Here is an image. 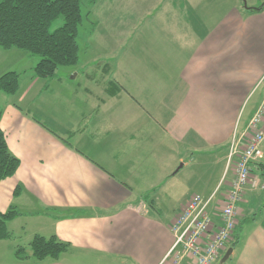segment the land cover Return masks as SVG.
<instances>
[{
  "label": "crops",
  "instance_id": "crops-1",
  "mask_svg": "<svg viewBox=\"0 0 264 264\" xmlns=\"http://www.w3.org/2000/svg\"><path fill=\"white\" fill-rule=\"evenodd\" d=\"M236 1L223 14L209 5L202 13L199 3L169 6L166 31H134L127 43L135 50L115 57L112 66L99 69L90 60L58 70L51 81L33 76L38 61L28 54L0 48V77L22 74L15 95L0 92V128L20 162L0 183V213H18L7 223L11 238L0 242L16 245L13 256L36 235L68 245L57 260L38 261L30 252L6 264H160L173 245L171 225L194 195L217 192L210 215L219 224L215 209L233 170L223 189L182 174L204 164L205 153L228 158L245 102L252 100L240 133L264 103V3L241 9ZM106 36L92 32L88 50L108 48ZM79 78L100 80L96 88L103 92L73 87ZM113 86L116 95H110ZM258 128L264 133V115ZM262 153L256 177L264 185ZM253 193L239 205L238 224L250 219L244 215L254 209ZM248 227L235 231L216 264L228 249L223 264H264V218Z\"/></svg>",
  "mask_w": 264,
  "mask_h": 264
},
{
  "label": "trees",
  "instance_id": "trees-1",
  "mask_svg": "<svg viewBox=\"0 0 264 264\" xmlns=\"http://www.w3.org/2000/svg\"><path fill=\"white\" fill-rule=\"evenodd\" d=\"M94 3L95 0H88L89 5ZM81 7V0H0V48L5 51L16 49L37 57L38 62L32 70L33 76L46 81L55 79L60 68L78 64L77 37L79 26L83 22ZM58 20H61L62 24L52 29V25ZM21 77L22 74L15 72L3 74L0 77V92L6 96L15 95ZM113 91H110V95H116L118 89L113 86ZM35 121L58 137L54 130L38 119ZM64 143L68 144L65 141ZM19 165V160L10 153L0 128V183L14 176ZM16 216L18 213L13 209L5 214L0 213V241L11 238L7 223ZM255 219L241 221L237 226L236 235L240 234L244 223L253 222ZM29 247L30 256L38 261L46 258L57 260L68 250V245L61 243L54 236L44 238L36 235ZM28 257L29 254L23 247L15 249L16 260L23 261Z\"/></svg>",
  "mask_w": 264,
  "mask_h": 264
},
{
  "label": "rangeland",
  "instance_id": "rangeland-1",
  "mask_svg": "<svg viewBox=\"0 0 264 264\" xmlns=\"http://www.w3.org/2000/svg\"><path fill=\"white\" fill-rule=\"evenodd\" d=\"M236 1V0H235ZM234 0H95L93 5L88 4V0H81L82 4V15L83 22L79 26L77 43L79 46V61L78 64L82 66L85 62H89L90 60H97V66L99 69L103 68V64L108 63L110 66L115 62L114 58L118 55H121L124 51H134L131 48L128 42V38L134 33V31H166L167 27V14L168 7H179L178 3L185 2L187 5H194L199 3V10L203 13L205 12L204 8L208 5L210 8H213L214 13L223 14L227 9L230 8L231 4L233 5ZM258 6H262L264 0H257ZM175 3L174 5L172 3ZM252 2L254 0H237L236 5L241 9H245L248 6H253ZM207 12V11H206ZM62 24L61 20L56 21L52 25V29L59 27ZM98 24V25H97ZM97 25V26H96ZM95 31V34H103L107 35L109 38L110 46L108 48L94 47L91 51L88 50L87 43L90 38L92 32ZM120 50L122 52L120 53ZM20 53H25L20 51ZM31 59H35L38 61V58L35 56H29ZM78 64L74 67H77ZM74 67H63L59 69V73L65 72L68 69H72ZM97 70V69H95ZM73 73L69 76V79H73ZM110 76V73H109ZM96 82H100V80L95 79L84 80V78L75 79L73 81V87H79L80 91L87 88L91 90L94 95H100L103 92V89H97ZM104 83V82H103ZM104 85V84H103ZM99 88V86H98ZM48 99L50 103L55 101V94L49 96ZM104 97V96H103ZM252 100H247L239 114L236 129L234 131V136L239 133V127L241 122L245 118V108L247 109L249 103ZM73 111L77 110L78 107L75 105L72 107ZM76 112V111H74ZM53 114V112H50ZM264 115V108L262 117ZM51 118V117H50ZM54 119L58 118L57 115L54 114ZM53 124V123H51ZM264 143V142H263ZM240 147V146H239ZM229 150V149H227ZM262 151L264 152V144H262ZM220 153V152H219ZM219 153H205L203 156L205 158L204 164L196 163L192 169L184 170L182 174L183 179L190 178L191 176L195 177H203V183L205 186H215L219 184L221 188H224V181L228 178V173L231 172L233 168V164L229 166L228 158L224 155V160L222 157V152ZM188 156L190 159L192 156ZM197 154H195L196 156ZM186 158V159H187ZM262 161V160H261ZM261 162L253 167V176H262V166H260ZM262 165V164H261ZM227 175V176H226ZM193 179V178H192ZM195 180V179H194ZM198 182V180H196ZM191 182L195 184L192 180ZM226 182V181H225ZM202 185H198L197 188ZM221 189V190H222ZM258 190L254 191L253 198L255 199V204H253L254 209L251 212H247L244 216H250V219L256 218L257 220H262L264 218V191ZM253 214V215H252ZM252 215V216H251ZM243 217V216H242ZM242 220V219H240ZM239 220V221H240ZM252 221L244 223L240 234H243L245 230H249L251 228L248 227ZM13 228V227H12ZM235 235V233H234ZM234 237V236H233ZM14 243H5L0 242V262L6 264L8 257L14 261V256L12 255V248L16 245H12ZM25 249L26 253L30 254V247L28 245H22ZM218 262V261H217ZM216 262V263H217Z\"/></svg>",
  "mask_w": 264,
  "mask_h": 264
},
{
  "label": "built area",
  "instance_id": "built-area-1",
  "mask_svg": "<svg viewBox=\"0 0 264 264\" xmlns=\"http://www.w3.org/2000/svg\"><path fill=\"white\" fill-rule=\"evenodd\" d=\"M263 108L264 103L245 130L232 137L228 162L229 166L233 164V178L220 206L215 209L219 224L210 215V206L217 192L207 198L194 195L171 225L173 245L160 264L167 261L168 264H180L184 258L190 259V264H216L230 245L238 226L240 203L247 192L264 189L259 177L253 176V167L263 158L264 133L258 128Z\"/></svg>",
  "mask_w": 264,
  "mask_h": 264
},
{
  "label": "water",
  "instance_id": "water-1",
  "mask_svg": "<svg viewBox=\"0 0 264 264\" xmlns=\"http://www.w3.org/2000/svg\"><path fill=\"white\" fill-rule=\"evenodd\" d=\"M232 252V249H228V251L225 253V255L223 256V258L221 259V264H223L224 262H226L230 256Z\"/></svg>",
  "mask_w": 264,
  "mask_h": 264
}]
</instances>
